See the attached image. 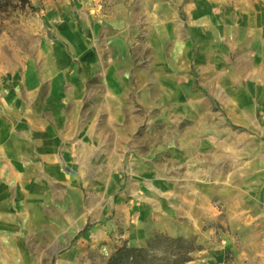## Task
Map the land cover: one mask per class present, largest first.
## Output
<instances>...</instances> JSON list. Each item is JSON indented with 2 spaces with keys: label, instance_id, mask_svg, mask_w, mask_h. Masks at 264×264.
Here are the masks:
<instances>
[{
  "label": "rangeland",
  "instance_id": "rangeland-1",
  "mask_svg": "<svg viewBox=\"0 0 264 264\" xmlns=\"http://www.w3.org/2000/svg\"><path fill=\"white\" fill-rule=\"evenodd\" d=\"M118 1L98 0L93 8L95 0H28L2 13L0 114L24 100L21 88H34L31 74L46 73L42 87H50L54 68L45 59L56 10L74 6L89 31L103 3ZM120 1L143 20L153 15L160 33L177 18L186 26L222 27L228 44L234 24L264 20V0ZM112 114L94 124L81 120L80 136L122 139L79 140L77 172L64 173L46 195L41 184L19 186L14 174L9 199L30 218V235L24 251L16 246L7 254V264H106L119 245H144L155 232L194 240L199 247L185 264H264V107L243 123L219 99L168 123L151 124L135 106Z\"/></svg>",
  "mask_w": 264,
  "mask_h": 264
},
{
  "label": "crops",
  "instance_id": "crops-1",
  "mask_svg": "<svg viewBox=\"0 0 264 264\" xmlns=\"http://www.w3.org/2000/svg\"><path fill=\"white\" fill-rule=\"evenodd\" d=\"M96 16L88 31L74 6L52 14L54 45L45 59L54 68L50 87H42L46 73L31 74L34 88H21L24 100L0 114V264L9 262L16 246L24 251L30 235V218L9 199L14 174L19 186L41 184L45 193L64 173L77 172L79 140L122 139L80 136L81 120L94 124L135 106L151 124L168 123L175 115L195 116L219 99L243 123L264 107V20L237 22L228 44L222 27L186 26L177 18L164 22L160 33L153 15L143 20L120 0L103 3Z\"/></svg>",
  "mask_w": 264,
  "mask_h": 264
},
{
  "label": "trees",
  "instance_id": "trees-1",
  "mask_svg": "<svg viewBox=\"0 0 264 264\" xmlns=\"http://www.w3.org/2000/svg\"><path fill=\"white\" fill-rule=\"evenodd\" d=\"M28 0H0V15ZM85 229V228H84ZM199 246L192 238L184 235H169L155 232L144 245H119L109 256L106 264H185L190 253Z\"/></svg>",
  "mask_w": 264,
  "mask_h": 264
}]
</instances>
